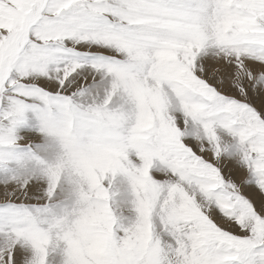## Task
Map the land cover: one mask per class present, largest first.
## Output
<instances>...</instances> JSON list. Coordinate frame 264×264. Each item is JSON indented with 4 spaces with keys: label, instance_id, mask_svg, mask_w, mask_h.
<instances>
[{
    "label": "snow or ice",
    "instance_id": "6c2138e0",
    "mask_svg": "<svg viewBox=\"0 0 264 264\" xmlns=\"http://www.w3.org/2000/svg\"><path fill=\"white\" fill-rule=\"evenodd\" d=\"M0 264H264V0H0Z\"/></svg>",
    "mask_w": 264,
    "mask_h": 264
}]
</instances>
